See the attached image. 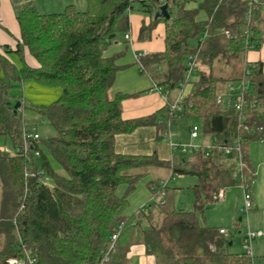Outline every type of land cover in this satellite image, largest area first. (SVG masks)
Segmentation results:
<instances>
[{"label": "trees", "instance_id": "trees-1", "mask_svg": "<svg viewBox=\"0 0 264 264\" xmlns=\"http://www.w3.org/2000/svg\"><path fill=\"white\" fill-rule=\"evenodd\" d=\"M12 1L21 30L15 49L21 64L0 54V135L10 137L16 149L7 157L0 151V264L27 254L36 258L35 264H129L132 248L140 244L157 264H257L245 251L232 252L221 227L202 224L198 212L205 210L207 201H218L221 190L236 184L245 186L253 202L256 170L250 147L264 140V64L249 61L247 55L264 41V0H200L193 9L186 6L191 0H88L84 11L68 5L49 13L40 12L33 0ZM165 2L170 19L152 17L139 32V40L151 38L164 20L165 49L142 54L139 69L163 91L166 104L151 115L124 119V98L143 91L111 94L117 72L125 67L118 60L126 51L113 55L105 51L120 34L127 43L135 3L152 16ZM192 55L196 64L187 77ZM26 79L61 89L49 104L17 99L55 130L52 137L39 133L38 139H28L39 150L41 167L34 156L30 163L18 151L26 125L20 109L14 111L10 92ZM242 80L247 89L241 111L226 99L218 102L230 84ZM188 83L192 89L181 100L182 110L170 114V105L179 96L172 92ZM193 118L202 122L201 135L208 139L203 145H227L232 153L213 150L207 155L202 146L176 151L182 157L167 163L156 154L135 156L116 150L119 134L155 125L156 140L161 141L173 123ZM238 143L242 177L237 173ZM162 165L172 168V177H197L195 209L176 208L168 185L152 180L150 188L154 194L163 191V200L126 214L128 195L146 175L142 169ZM29 169L34 174L27 176ZM122 183L128 190L119 196ZM22 203L25 207L20 210Z\"/></svg>", "mask_w": 264, "mask_h": 264}, {"label": "rangeland", "instance_id": "rangeland-1", "mask_svg": "<svg viewBox=\"0 0 264 264\" xmlns=\"http://www.w3.org/2000/svg\"><path fill=\"white\" fill-rule=\"evenodd\" d=\"M36 4L39 11L45 10L44 12H61L68 5H74L80 11H84L88 8V0H33ZM200 0H191L186 6L188 8H197ZM45 9H43V7ZM133 15H140L143 18L150 19L155 17L156 12L152 16L143 11L141 3H135L133 10L131 11ZM164 23V20L159 22ZM121 35L114 41V43L105 51V55H112L113 53L124 49L128 50L124 55V60L130 63V67L123 71H118L116 75V82L111 89V94L116 90H122L125 92H130L132 89L130 84L135 82L134 78L130 76L131 71H135L138 74L139 65L135 60H133L132 49L129 42L125 43L124 38H121ZM264 36V34L262 35ZM119 42V44H117ZM124 43V44H123ZM264 44V41L258 42L255 47L251 48L249 58H252V52L259 51L261 45ZM139 75V74H138ZM143 76V75H142ZM144 80L149 79L148 76L143 77ZM136 83V82H135ZM137 84V83H136ZM192 85L191 83L186 84L183 91L175 89L172 92L173 96L180 94L181 100L191 92ZM11 95L15 103L17 99H30L32 103L35 104H49L50 102L57 99L60 95V87L50 86L38 82L32 79H26L21 87H15L11 90ZM178 94V95H179ZM21 113L23 114L24 123L27 128L32 131H36L42 135L43 138H49L55 135V130L50 122L41 116L37 115L33 108L30 106H25L20 108ZM196 124L202 129V122L199 119H179L177 122L173 123L169 136L166 137L160 144L163 149L168 153L167 159L170 157V151L172 144L188 146L192 144L202 143V139H193L191 136L190 125ZM163 143H166L165 145ZM258 145V146H257ZM260 146L259 142H253L250 147V151H254L256 148V153L258 155L262 154L258 147ZM42 150L47 154L52 166L55 169H59V164L57 161L50 155V152L46 147L42 146ZM0 151L5 154L13 155L16 152L14 143L10 137L5 135H0ZM176 161H179L177 156H174ZM262 158V156L260 155ZM35 162L41 167V158L39 155H35ZM231 162V160H230ZM229 162V164H230ZM141 171V169H139ZM144 175L136 184L135 189L128 195L129 203L126 210V214H131L139 208L144 207L148 202L152 206H156L163 200L162 191H156L154 194L152 188H150L149 183L152 180L159 181L161 179H168L171 171L168 170L166 166H150L146 169ZM236 173V171H235ZM261 180V181H260ZM197 182V177L189 174H184L179 176L176 174L175 177H172L168 180V187L170 191L173 192L171 203L176 208H183L185 210H194V205L196 201L195 190L193 188L194 184ZM259 182V184H258ZM180 187V189L178 188ZM178 188V189H177ZM257 189L260 197V205L257 208L254 204L249 212L246 214L241 213L240 209L244 205V194L243 188L240 184L228 186L225 188L226 197L225 199L210 202L207 201L205 210L203 212H198L200 221L202 224H208L209 226L224 227L229 230V234L226 235L228 240L232 241L233 244L230 245V250L232 252H243L245 251L244 245L242 243V234L246 231L249 226L250 230L253 232L262 231L264 233V177L254 180L253 189ZM128 185L122 183L117 188V194L123 196L127 193ZM243 216L242 220L239 218ZM241 231V233H239ZM253 254L254 261L257 264H264V234L260 237H257L253 241Z\"/></svg>", "mask_w": 264, "mask_h": 264}, {"label": "crops", "instance_id": "crops-1", "mask_svg": "<svg viewBox=\"0 0 264 264\" xmlns=\"http://www.w3.org/2000/svg\"><path fill=\"white\" fill-rule=\"evenodd\" d=\"M42 7L43 9H45L44 6ZM44 11L45 10H43V12L42 11L40 12L49 13V12H44ZM16 16H17L16 9L13 4V1L12 0H0V54H2L4 57L8 58L10 61L14 63L21 64V60L19 58L20 56L15 50L17 46V41L21 34L20 25L18 23ZM149 20H150L149 18L146 19L140 15H133L132 13L130 14L131 39L127 40V42H129L131 45L133 60H135L134 57H136V62L138 63V65H139V60H140L139 59L140 54H146V53H151V52H161V51H164L165 49L166 27L164 23H160L157 25V27L154 29L152 33L151 38H148L143 41L139 40V32H140L141 26L144 23V21L149 22ZM124 42L126 43V41ZM117 44H119V42H117ZM6 46L9 47L10 49L9 52H6V48H5ZM123 50H125L126 52L128 51L124 49L123 47L121 50L115 53H118ZM250 52L251 51H249L247 55V59L249 61H262L264 64V44L261 45L259 51L256 50L252 52V55H251L252 58H249ZM123 57L124 55L118 60V63L120 65H125V67L119 70V72L126 70L131 66L130 63L126 62ZM30 62L34 64V61L32 59H30ZM137 72L139 75L135 73V71L130 72V76H132L135 82L137 83V84L135 82L131 83L130 87L135 90H132L130 92L116 90V91H121V92L128 93V94H134V93L143 91L141 94H137L134 96H129L127 98H124V100L122 101V108H123L122 114H123L124 119H135V118L151 115L155 113L156 111H159L160 109H162L166 104L163 91L158 89L154 85L150 76H148L147 74H143L140 71V69L137 70ZM145 75L148 76L149 79L144 80L143 77ZM263 77H264V65H263ZM60 92H61V89H60ZM190 131H191V125H190ZM156 136H157V127L155 125L139 127L138 129H136L135 131L131 133H122V134L117 135L116 150L120 153H124L128 155H135V156L137 155L150 156V155L156 154L158 158L162 160L163 162L169 163L173 161V163H177L178 161L174 160L175 159L174 156H177L180 159V157H182L183 154L169 150L170 157L167 159L168 153L166 152L165 154V149H163L162 146H160L163 140L157 141ZM196 139H202V143L208 142L207 141L208 139L204 138L201 135L198 136V138ZM256 142L260 143V146L258 147V149L261 148L260 152L262 154L260 155L262 156V158L260 157V155L256 153L257 147L255 148L254 151L252 152L250 151V154H251V158H252L255 170H256V179L257 181H259V179L261 178V174H262V177H264V140H260ZM202 143H199V144H202ZM163 144L165 145L166 143H163ZM164 166H166L168 170L171 171V174L168 179H161L159 181L162 183L166 182L168 185V180L172 178L173 172H172V168H170L167 165H164ZM175 175L173 177H175ZM180 175L183 176L184 174H179V176ZM197 182H198V179H197ZM178 188L180 189V187ZM224 194L225 196L223 199H225L226 197V192H224ZM254 204L256 205L257 208L260 205V197H259V193L256 188L253 189V205ZM239 233H241V231ZM129 264H157V261L153 255L146 253L145 247L140 244V245H135L132 248V251L130 253Z\"/></svg>", "mask_w": 264, "mask_h": 264}, {"label": "built area", "instance_id": "built-area-1", "mask_svg": "<svg viewBox=\"0 0 264 264\" xmlns=\"http://www.w3.org/2000/svg\"><path fill=\"white\" fill-rule=\"evenodd\" d=\"M165 1V0H163ZM255 1V0H254ZM208 34L205 33L204 37H206ZM230 33L227 32V36H229ZM126 39L129 40L131 39V35L130 33H127L125 35ZM142 54L139 55V57ZM196 64V55H192L189 57V62H188V70H187V77L190 76V74L192 73V71L194 70ZM251 67H254V64H250ZM249 70H247V73H249ZM184 89V88H183ZM246 89H247V84L245 80H242L238 83H232L228 86L227 92L225 93V95L219 96L218 98V102H222L223 99H226L227 104L232 105L234 104V106L236 107V109L238 111H241L244 107V101H245V93H246ZM183 91V90H182ZM181 94V93H180ZM179 96L176 98V100L173 102L172 105H170L169 111L170 114H176L177 112L182 110V105H181V97ZM164 99H166V95L164 94ZM243 117V120H245V116L241 115ZM23 145L22 147L18 148V151H21L24 155H26L28 161L30 163L33 162V156L35 155H39V150L37 149H33V147L29 144L28 139H38L39 138V133L36 131H32L29 128H27L26 126L23 129ZM201 135V128L196 125V124H191V136L192 138L196 139L198 138V136ZM202 136V135H201ZM237 149H238V158H237V173L239 174L240 177L243 176V168H244V162H243V158H242V151H241V146L240 143L237 144ZM202 146H205V148L207 149V155H209V153H211V151L213 150H217L220 153H225V154H230L232 153V147L227 146V145H217L215 146V144L212 143H206V144H192V145H188V146H182V145H175L172 144L171 149L172 151L176 152V151H180V152H189L191 150H198L200 149ZM33 153V154H32ZM35 154V155H34ZM37 174L42 173V171H37ZM26 174L27 176L33 175L34 172L29 169L26 170ZM41 181V180H40ZM167 183H162L163 186H165ZM243 188V194H244V205L241 207L240 211L243 214H246L249 212V209L252 207L253 202H252V197L251 194L247 191V189L245 188V186H242ZM224 190H221L219 192V194L216 196V200H222L225 196L224 194ZM162 193L164 194V192L162 191ZM27 196V194H26ZM25 197H21V199H23ZM25 207L24 203L21 204L20 206V210H23V208ZM243 217V216H242ZM220 232L223 233L224 235L229 234L228 229L226 228H221ZM264 233L262 231H257V232H253L250 230L249 226L247 227L246 231L241 235L242 236V243L244 245V249L245 252L247 253V255L251 258L252 261H254V254H253V241L257 238L262 236ZM117 238V234L113 235V239ZM36 263V258L32 257L30 255H26L24 257H11L7 260V264H35Z\"/></svg>", "mask_w": 264, "mask_h": 264}, {"label": "water", "instance_id": "water-1", "mask_svg": "<svg viewBox=\"0 0 264 264\" xmlns=\"http://www.w3.org/2000/svg\"><path fill=\"white\" fill-rule=\"evenodd\" d=\"M157 18H165V19H170V13L168 12V2H165L163 3L160 8H159V11L156 12V15H155V19ZM21 101H17L14 105V111L15 112H18V110L21 108ZM4 155L7 157L8 154H5ZM242 217L239 218V220H241ZM233 242L230 241V245H232Z\"/></svg>", "mask_w": 264, "mask_h": 264}]
</instances>
